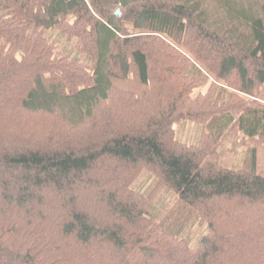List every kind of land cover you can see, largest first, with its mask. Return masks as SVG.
<instances>
[{
	"label": "trees",
	"instance_id": "1",
	"mask_svg": "<svg viewBox=\"0 0 264 264\" xmlns=\"http://www.w3.org/2000/svg\"><path fill=\"white\" fill-rule=\"evenodd\" d=\"M231 132L264 144V0H0V264H264V176L207 161Z\"/></svg>",
	"mask_w": 264,
	"mask_h": 264
},
{
	"label": "rangeland",
	"instance_id": "2",
	"mask_svg": "<svg viewBox=\"0 0 264 264\" xmlns=\"http://www.w3.org/2000/svg\"><path fill=\"white\" fill-rule=\"evenodd\" d=\"M45 36L54 42L60 51H65L71 58L89 65L90 61L85 56L80 55L75 50V40L62 36L55 30L45 31ZM201 93H206L207 86L200 88ZM199 91H196L198 93ZM40 124H46L48 118L33 117ZM39 125V124H38ZM206 126L181 122L174 125L175 139L188 146H194L201 140L202 132ZM42 139H40L41 141ZM213 153L207 161L227 169L238 170L247 167L248 163L256 166L257 172L264 176V144L256 140H245L238 133L231 132L217 142L212 148ZM133 188L143 196L150 198L149 211L152 215L158 216L164 211L172 208L178 196L166 188H157V181L153 175L147 171H142L136 177ZM156 190V192H154ZM184 232L195 241L206 230V225L199 219H191ZM194 243V242H193Z\"/></svg>",
	"mask_w": 264,
	"mask_h": 264
},
{
	"label": "water",
	"instance_id": "3",
	"mask_svg": "<svg viewBox=\"0 0 264 264\" xmlns=\"http://www.w3.org/2000/svg\"><path fill=\"white\" fill-rule=\"evenodd\" d=\"M115 15L119 17L120 16V11L116 10Z\"/></svg>",
	"mask_w": 264,
	"mask_h": 264
}]
</instances>
